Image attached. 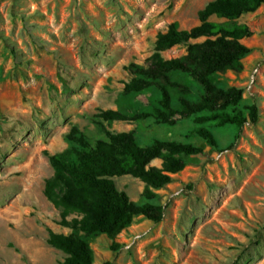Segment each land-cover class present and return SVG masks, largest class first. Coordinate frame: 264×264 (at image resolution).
<instances>
[{"label": "rangeland", "instance_id": "374dc122", "mask_svg": "<svg viewBox=\"0 0 264 264\" xmlns=\"http://www.w3.org/2000/svg\"><path fill=\"white\" fill-rule=\"evenodd\" d=\"M209 1L0 0V264L62 261L64 255L45 243L48 230L69 233L42 194L52 173L46 156L67 147L70 127L90 141L101 139L91 123L99 110L146 109L157 94L149 89L122 96L128 79L123 67L143 65L155 35L169 23L195 26L197 11ZM235 22L252 33L240 40L249 52L238 72L213 79L218 88L242 90L237 109L245 113L254 104L256 123L239 132L204 124L217 149L189 134L193 116L176 117L172 125L150 118L103 123L109 132L132 131L139 146L178 141L199 145L202 153L190 156L169 184L152 190L149 201L138 180L113 178L134 204L160 205L162 220L152 224L137 216L112 242L86 237L92 264H264V8ZM183 54V47H173L161 55ZM186 80L188 98L195 100L198 87Z\"/></svg>", "mask_w": 264, "mask_h": 264}, {"label": "trees", "instance_id": "16d2710c", "mask_svg": "<svg viewBox=\"0 0 264 264\" xmlns=\"http://www.w3.org/2000/svg\"><path fill=\"white\" fill-rule=\"evenodd\" d=\"M259 7L264 8V0H211L197 11L195 26L179 29L175 22L169 23L155 35L152 53L143 65L129 63L123 67L128 79L122 82L121 95H138L151 89L157 97L147 101V108L99 110L91 123L101 132V139L90 141L70 127L64 136L67 147L46 156L52 173L44 181L42 194L58 211L57 224L69 230L67 234L47 231L46 245L64 255L57 264H92L86 237L103 235L112 242L137 216L152 224L162 220L160 205L134 204L115 188L113 178L129 176L138 180L143 184L142 198L149 201L155 198L152 190L169 184L190 156L202 153L201 146L178 141L154 140L139 146L132 131L109 132L103 123L150 118L155 124L172 125L176 117L193 116L196 126L189 134L213 149H217V143L204 124L213 128L231 126L239 132L242 126L256 123L254 104L246 106L245 113L237 109L242 90L218 88L213 78L225 71L240 70L239 60L249 52L240 40L252 33L235 20ZM173 47H183L184 54L162 57ZM186 78L198 87L195 100L188 98L190 83ZM153 160L159 161L158 167L150 165ZM116 247L111 243L112 249Z\"/></svg>", "mask_w": 264, "mask_h": 264}, {"label": "built area", "instance_id": "2783aa9c", "mask_svg": "<svg viewBox=\"0 0 264 264\" xmlns=\"http://www.w3.org/2000/svg\"><path fill=\"white\" fill-rule=\"evenodd\" d=\"M250 83H251V80H250ZM138 239V236H135L134 238H133V240H137Z\"/></svg>", "mask_w": 264, "mask_h": 264}]
</instances>
